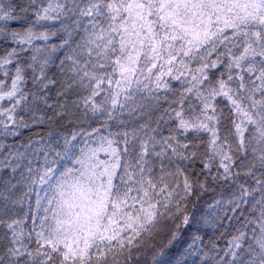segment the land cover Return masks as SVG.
Here are the masks:
<instances>
[{
    "label": "snow or ice",
    "instance_id": "1",
    "mask_svg": "<svg viewBox=\"0 0 264 264\" xmlns=\"http://www.w3.org/2000/svg\"><path fill=\"white\" fill-rule=\"evenodd\" d=\"M0 264H264V0H0Z\"/></svg>",
    "mask_w": 264,
    "mask_h": 264
},
{
    "label": "trees",
    "instance_id": "2",
    "mask_svg": "<svg viewBox=\"0 0 264 264\" xmlns=\"http://www.w3.org/2000/svg\"><path fill=\"white\" fill-rule=\"evenodd\" d=\"M42 130H43V129H36V131H42ZM29 135H33V136L35 137V133H34L33 131H30V130H24V136H23L21 139H25V138H27ZM8 142L11 143V142H12L11 139H9ZM209 235H210V236L213 235V233H212L211 230H209ZM185 243H186L185 241H181L180 244H179V246L173 249V254H174V256H175V255H178L179 252H181V251L183 250V247L185 246ZM221 243H223V241H221Z\"/></svg>",
    "mask_w": 264,
    "mask_h": 264
}]
</instances>
